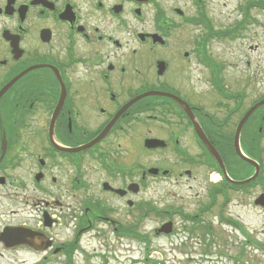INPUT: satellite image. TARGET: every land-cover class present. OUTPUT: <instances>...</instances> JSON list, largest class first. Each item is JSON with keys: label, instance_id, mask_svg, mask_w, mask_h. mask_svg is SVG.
I'll return each instance as SVG.
<instances>
[{"label": "flooded vegetation", "instance_id": "flooded-vegetation-1", "mask_svg": "<svg viewBox=\"0 0 264 264\" xmlns=\"http://www.w3.org/2000/svg\"><path fill=\"white\" fill-rule=\"evenodd\" d=\"M202 8L201 0H0V189L44 197L39 220L16 226L34 232L28 241L37 249L52 242L45 256L65 250L46 231L62 221L78 237L95 223L116 231L113 203L142 192L156 199L177 192L176 206L163 209L164 222L178 217V229L197 239L200 252L243 223L240 210L264 215V104L238 133L241 155L233 146L242 118L264 101V41L249 47L261 55L257 62L246 61V71L226 81L208 50L214 42L203 30ZM187 29L193 36H185ZM201 70L208 87L187 86ZM149 90L186 106L167 97L140 100L88 148L58 149L90 144ZM148 140L161 143L147 149ZM66 199L68 209L57 217L53 211L62 214ZM44 216L52 219L49 229ZM14 249L37 252L6 251Z\"/></svg>", "mask_w": 264, "mask_h": 264}, {"label": "rangeland", "instance_id": "rangeland-1", "mask_svg": "<svg viewBox=\"0 0 264 264\" xmlns=\"http://www.w3.org/2000/svg\"><path fill=\"white\" fill-rule=\"evenodd\" d=\"M201 1L204 18L211 23L213 31L218 32L225 28H231L235 22L239 21L241 13L244 11L243 7L246 8L249 3L264 0ZM186 11L192 16L189 8ZM246 18V29L236 38L228 39L226 36L224 38V36L214 33L215 36L211 39L214 43L210 44L208 50L213 57L212 60L221 67V75L223 79L226 78V81L230 76L234 79L238 73L246 71V61H249L250 66H253L261 57L256 52L251 53L249 47L264 41V10L262 8H249ZM183 32L185 36H193L191 29ZM205 34L206 32L201 31L202 37ZM205 76L204 70H201L199 74H191L186 79V84L192 88H206L208 86L204 80ZM149 161L155 162L154 157ZM157 164L161 165V163ZM169 193L161 199L151 198L147 192L140 197L156 203L158 206H176L177 202L176 199H173L172 194L176 195L177 192ZM13 198L14 200H12ZM39 198L43 199L44 197L30 189H0V231L6 225L26 224L32 226L35 224L39 220L40 206H37ZM67 204L68 199L63 200L62 214L68 209ZM113 204L115 206V211L112 213L113 217L121 222L132 221L133 212L129 213L128 209L121 203L114 202ZM58 212L53 211L57 217L60 216ZM240 214L247 237L235 231L216 237L208 256L201 254L200 256L196 255V257L188 255L190 256L188 257L182 254L183 249L176 247L177 238L167 240L156 238L153 235L149 236V241L146 244V247L149 248V256L147 257L145 246L141 241L115 239L111 235L102 239H92L91 235L87 234L83 235L78 243L85 253L82 251L74 252L72 264H194L183 263L186 258L204 260L203 264H207L208 261L209 264H264V215L250 207L247 210H240ZM155 223L154 218L151 221H144L138 225L139 232L149 231L151 227L156 225ZM46 234L54 238L57 243H68L70 238L72 239V233L68 230V223L63 222L53 227ZM239 241L244 242L246 246H239ZM253 241L261 244L262 248H256L251 244ZM241 250H243V255L240 259L239 252ZM100 255L106 256V259L101 258ZM43 257L42 254H35L22 249L7 252L0 247V264H68L65 255L56 257L50 255L46 261L41 262ZM235 259L240 260L236 261Z\"/></svg>", "mask_w": 264, "mask_h": 264}, {"label": "water", "instance_id": "water-1", "mask_svg": "<svg viewBox=\"0 0 264 264\" xmlns=\"http://www.w3.org/2000/svg\"><path fill=\"white\" fill-rule=\"evenodd\" d=\"M7 236H8L7 233H2L1 234V239H4L5 240L7 238Z\"/></svg>", "mask_w": 264, "mask_h": 264}]
</instances>
